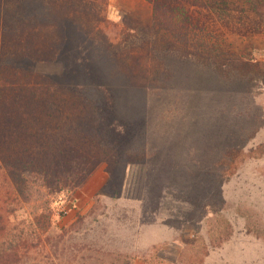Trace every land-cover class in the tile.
<instances>
[{"label": "rangeland", "instance_id": "obj_1", "mask_svg": "<svg viewBox=\"0 0 264 264\" xmlns=\"http://www.w3.org/2000/svg\"><path fill=\"white\" fill-rule=\"evenodd\" d=\"M159 1L8 0L3 61L57 91L81 155L10 203L40 236L17 264H264V18Z\"/></svg>", "mask_w": 264, "mask_h": 264}, {"label": "trees", "instance_id": "obj_2", "mask_svg": "<svg viewBox=\"0 0 264 264\" xmlns=\"http://www.w3.org/2000/svg\"><path fill=\"white\" fill-rule=\"evenodd\" d=\"M152 1L157 7L158 4L168 6L159 0ZM207 1L214 6H207L206 21L217 26L223 22L219 19L221 16H237L241 1L251 10L249 14L264 18V0H204L202 3ZM9 5L8 0H0V27H6L1 20L8 15L5 7ZM169 10L176 20L179 9L170 7ZM3 46L0 34V264H17L24 252L40 244V236L30 238L13 233L9 225L10 203L18 202L20 193H33L35 183L57 182L60 174L72 172L81 155L73 137L77 130L72 125L74 117L62 108L65 105L58 100L57 91L40 83L34 72L21 71L3 61ZM29 46L24 45L20 52L25 55ZM60 169L63 173H59Z\"/></svg>", "mask_w": 264, "mask_h": 264}, {"label": "built area", "instance_id": "obj_3", "mask_svg": "<svg viewBox=\"0 0 264 264\" xmlns=\"http://www.w3.org/2000/svg\"><path fill=\"white\" fill-rule=\"evenodd\" d=\"M61 206H62V208H61V209H62V210H65V207H63L64 205H61Z\"/></svg>", "mask_w": 264, "mask_h": 264}]
</instances>
